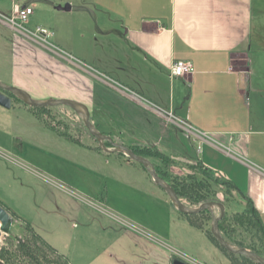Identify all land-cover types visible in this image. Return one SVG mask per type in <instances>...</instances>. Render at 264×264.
Here are the masks:
<instances>
[{
	"label": "crops",
	"instance_id": "crops-1",
	"mask_svg": "<svg viewBox=\"0 0 264 264\" xmlns=\"http://www.w3.org/2000/svg\"><path fill=\"white\" fill-rule=\"evenodd\" d=\"M35 1L0 0V23L19 35L16 41L21 54L28 48L37 50L46 60L49 57L52 69L66 72L68 80L76 83L60 99L84 104L93 119L102 105H115L110 97L115 93L158 116L161 125L156 130L162 136L172 125L186 138L185 128H190L207 151L225 155L220 154L225 158V173L216 175L232 181L251 199L264 225V0H41L51 7ZM15 4L34 9L27 27L49 31L48 45L7 24L5 18L12 15ZM66 5L70 11L58 9ZM35 46L62 57L67 64ZM59 48L65 56L58 54ZM178 60L192 66L183 78L171 75ZM10 84L34 97L32 86L20 77ZM115 112V118L128 121L124 125L128 128L119 131L111 118L115 123L103 134L112 138L116 134V143L125 136L137 142L136 131L152 125L143 122L146 115L136 118L139 122L135 124L118 106ZM169 113L175 117L173 122L167 118ZM33 114L39 126L66 143L99 156L117 153L99 151L87 139V132L77 143L50 130ZM143 132L149 135L147 129ZM140 142L149 143L148 139ZM171 158L195 160L188 153ZM144 172L148 173L145 168ZM153 185L161 199L175 208L167 193ZM175 211L178 219L185 220Z\"/></svg>",
	"mask_w": 264,
	"mask_h": 264
},
{
	"label": "rangeland",
	"instance_id": "rangeland-1",
	"mask_svg": "<svg viewBox=\"0 0 264 264\" xmlns=\"http://www.w3.org/2000/svg\"><path fill=\"white\" fill-rule=\"evenodd\" d=\"M35 2L31 0L32 4ZM38 3L51 7L41 0ZM17 35L0 23L1 82L12 86V79L20 77L32 86L35 97L31 95L32 98L40 101L60 99L77 87L68 80L66 72L51 68L49 57L46 60L37 50L29 48L21 54ZM39 49L67 64L62 57ZM57 51L65 56L61 48ZM110 97L115 105H102L103 110L95 114L93 124L101 133L109 131L115 122L119 131L127 129L124 125L128 121L115 118V106L135 124L139 122L136 118L146 115L143 122L149 121L151 127L136 131L137 142L125 136L120 144L129 148L156 147L168 156L167 161L154 153L142 156L155 168L159 165L162 171L167 166L168 174L161 176L167 183L169 175L186 171L185 162L171 158L181 153H188L191 159L208 165L215 173H225L223 153L207 151L191 134L181 137L172 125L162 136V131L156 130V125H161L158 116L141 111L131 100L118 94ZM35 112L48 128L54 124L60 133L64 130L71 136H76L78 129L79 134L85 133L79 117L70 108L60 106ZM33 113L27 105L15 103L0 116V205L13 217L10 232L0 238V253L17 249L19 243L27 241L35 247L30 241V224L69 264H171L174 257L188 264H233L229 253L215 240L192 227L186 218L183 217L186 221L178 219L175 208L163 201L152 187L155 182L141 164L128 163L129 157L123 153L125 158L115 155L118 153L99 156L89 153L87 148L66 143L39 126ZM59 118H70L68 127L63 128L64 122H58ZM142 129H147L149 135L145 137ZM87 139L99 151H105L92 136ZM147 139V145L140 142ZM219 198H223L221 194ZM183 201L190 207L197 206ZM238 203L232 210L244 208L240 198ZM215 215H220L219 209H215ZM201 222L214 237L212 219ZM57 259L54 256L52 261Z\"/></svg>",
	"mask_w": 264,
	"mask_h": 264
},
{
	"label": "trees",
	"instance_id": "trees-1",
	"mask_svg": "<svg viewBox=\"0 0 264 264\" xmlns=\"http://www.w3.org/2000/svg\"><path fill=\"white\" fill-rule=\"evenodd\" d=\"M106 146L112 147L109 142H106ZM130 148L138 156L154 153L162 156L165 161L170 159L156 148L137 146ZM120 154L122 155V153ZM194 161L195 163L185 162L187 165L185 173L168 176L169 184L176 194L180 199L186 200L191 205L198 206L206 202L221 203L225 207V215L219 222V227L224 238L232 245L248 249L264 258V225L262 224L260 213L251 199L239 192L232 181L223 176L216 175L215 172L206 168L199 160ZM156 168H160V166L156 165ZM163 169L164 171L161 168L156 170L160 177L168 174L167 166ZM219 194L222 195V199L219 198ZM239 198L245 203L244 208L242 210H232L234 204L239 205ZM181 215L187 219L192 227L199 229L204 234H207L210 239L216 241L209 231L203 227L201 222L205 218L208 220L212 219L208 210L198 215H184L182 213ZM28 229L32 234V240L30 241L35 247L28 241L26 243H19L17 249L2 251L0 253V262L3 264H59L60 261L62 264H69L67 259L59 255L53 247L42 239L30 224L28 225ZM216 243L218 244L217 241ZM229 255L233 264H256L244 256L231 253ZM54 256L58 259L52 261ZM174 259L177 258L174 257L172 260Z\"/></svg>",
	"mask_w": 264,
	"mask_h": 264
},
{
	"label": "water",
	"instance_id": "water-1",
	"mask_svg": "<svg viewBox=\"0 0 264 264\" xmlns=\"http://www.w3.org/2000/svg\"><path fill=\"white\" fill-rule=\"evenodd\" d=\"M58 9L70 11L71 7L70 5H66L64 7H58ZM5 92L12 94L18 100H20L23 104L29 107H32V108H37V109L55 108V107H60V106L70 108L73 112L76 113L79 119H81V121L84 123L88 133L94 139L97 140V142L102 146V148H104L106 152L109 150L106 148L104 144L106 142H109L112 145L114 152L123 153L129 157V160L141 164L150 174L153 181L167 193L172 204L175 206V208L180 213L184 215H198L208 210L212 216V222H213L212 234L221 248H223L224 250H226L227 252L231 254L244 256L252 260L256 264H264L263 257L259 256L258 254L254 252H251L248 249L232 245L230 242H228L224 238L220 230V227H219V222L225 215V207L221 203L206 202L196 207H190L186 205L185 202L179 198V196L176 194V192L171 187V185L157 174L156 168L151 161H149L148 159L142 156L136 155L135 152L129 147L123 144H120V143H116L113 141V139L110 136L99 132V130L92 123L91 112L88 110V108L84 104L74 101V100H69V99H51V100H44V101L35 100L26 91L20 88H17L15 86L7 85L0 81V107L7 109V110H10L12 107V98L8 96ZM215 209L220 210L219 216L215 215ZM0 220H1L0 238H2L4 234H8L10 232L13 226V217L1 205H0ZM0 264H3V263L0 262ZM171 264H188V263L177 258V259H174Z\"/></svg>",
	"mask_w": 264,
	"mask_h": 264
},
{
	"label": "built area",
	"instance_id": "built-area-1",
	"mask_svg": "<svg viewBox=\"0 0 264 264\" xmlns=\"http://www.w3.org/2000/svg\"><path fill=\"white\" fill-rule=\"evenodd\" d=\"M34 14V9L30 6L22 7L18 4H15L13 7V13L10 17L5 18L9 26H11L17 32L26 35L27 37L32 38L42 45H48V40L51 37L50 32L42 27H36L35 29L30 30L27 27V24ZM192 72V66L189 62L178 60L173 63L171 69L172 77L183 78L189 75ZM167 118L172 122L175 120V117L172 113L167 114ZM185 130L188 134H191V129L186 127Z\"/></svg>",
	"mask_w": 264,
	"mask_h": 264
},
{
	"label": "flooded vegetation",
	"instance_id": "flooded-vegetation-1",
	"mask_svg": "<svg viewBox=\"0 0 264 264\" xmlns=\"http://www.w3.org/2000/svg\"><path fill=\"white\" fill-rule=\"evenodd\" d=\"M4 92V91H3ZM8 96H10L11 98H12V107L14 106V104L15 103H19V102H15L14 101V99L15 100H17V98L15 97V96H13L12 94H10V93H7V92H5ZM20 101V100H19ZM22 103V102H21ZM12 107H11V109H12ZM29 107V106H28ZM40 109H42V108H40ZM45 109H47V108H45ZM30 110L31 111H34V113H35V115L37 116V118L39 117L37 114H36V112H35V110H37V108H32V107H30ZM6 111H9V110H7V109H4V108H2V107H0V116L2 115V112H6ZM75 113V112H74ZM76 114V113H75ZM39 119V118H38ZM69 120H70V118H69ZM69 120L68 119H64V118H59V120H58V122L59 121H62V122H64L63 123V125L62 124H60V125H62V127L64 128V126L65 127H68V125H69ZM92 120V119H91ZM41 121V120H40ZM48 121V120H47ZM79 121L82 123V126H84L83 128V132H87L88 133V131H87V129H86V127H85V125H84V123L81 121V119H79ZM51 123V122H50ZM45 124V123H44ZM53 125L54 124H50V130H53V131H55V132H57V133H60V131H58L57 129L58 128H56V127H53ZM46 126V125H45ZM96 127V126H95ZM52 128V129H51ZM61 135H63V136H65V137H67V138H69V139H71V140H73V141H75V142H80L81 140H80V138H81V134H79V129H78V131L76 132V136H71V134L69 133V134H67V132L66 131H62V133H60ZM89 134V133H88ZM90 135V134H89ZM91 136V135H90ZM112 146V145H111Z\"/></svg>",
	"mask_w": 264,
	"mask_h": 264
},
{
	"label": "bare ground",
	"instance_id": "bare-ground-1",
	"mask_svg": "<svg viewBox=\"0 0 264 264\" xmlns=\"http://www.w3.org/2000/svg\"><path fill=\"white\" fill-rule=\"evenodd\" d=\"M0 226H1V220H0Z\"/></svg>",
	"mask_w": 264,
	"mask_h": 264
}]
</instances>
